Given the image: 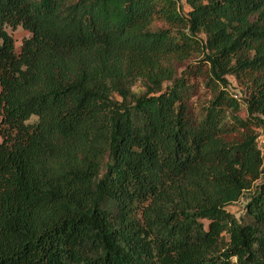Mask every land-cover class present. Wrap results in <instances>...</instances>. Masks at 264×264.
Instances as JSON below:
<instances>
[{"label": "trees", "instance_id": "obj_1", "mask_svg": "<svg viewBox=\"0 0 264 264\" xmlns=\"http://www.w3.org/2000/svg\"><path fill=\"white\" fill-rule=\"evenodd\" d=\"M181 1L0 0V264H264V0Z\"/></svg>", "mask_w": 264, "mask_h": 264}, {"label": "rangeland", "instance_id": "obj_2", "mask_svg": "<svg viewBox=\"0 0 264 264\" xmlns=\"http://www.w3.org/2000/svg\"><path fill=\"white\" fill-rule=\"evenodd\" d=\"M181 7L183 13H186L188 8L184 1H181ZM9 33L14 38L15 41V50L18 51L19 47L21 45V41L23 38H26L29 36V33L25 31L22 27H17L16 30H8ZM203 55L199 56H193L191 59L187 60L186 62L180 64V66H177L178 74L185 70L186 67L192 65L194 68L199 67V69H194V75L191 77L190 81L193 85V91L190 96V108L193 112V114H196L202 106L206 104V102L211 98V84L213 81L211 75H210V65L209 63H205L202 61ZM225 83L227 84L226 90L231 94L232 96L243 100L246 98V85H242L240 81L234 76V75H226L224 77ZM241 102V107L238 112V116L241 119L247 118V112H246V106L244 105L243 101ZM251 130H254V132L257 133V145L262 149L264 146V136L261 130L256 129L254 127H251ZM243 130H240L239 133L234 134L235 139H239L241 137ZM252 191L245 192L242 197L235 203L229 205L227 207V211L236 218L239 222H245L247 221L246 216V205L249 201L250 195Z\"/></svg>", "mask_w": 264, "mask_h": 264}]
</instances>
